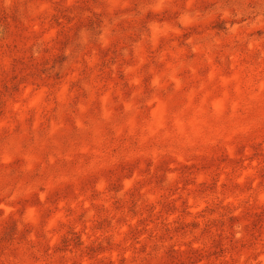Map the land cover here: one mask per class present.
<instances>
[{"label": "rangeland", "instance_id": "374dc122", "mask_svg": "<svg viewBox=\"0 0 264 264\" xmlns=\"http://www.w3.org/2000/svg\"><path fill=\"white\" fill-rule=\"evenodd\" d=\"M0 264H264V0H0Z\"/></svg>", "mask_w": 264, "mask_h": 264}]
</instances>
